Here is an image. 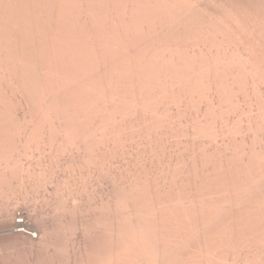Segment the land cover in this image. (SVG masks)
I'll return each instance as SVG.
<instances>
[{
	"label": "bare ground",
	"instance_id": "1",
	"mask_svg": "<svg viewBox=\"0 0 264 264\" xmlns=\"http://www.w3.org/2000/svg\"><path fill=\"white\" fill-rule=\"evenodd\" d=\"M20 195L90 213L66 263L40 221L53 264H264V0H0V213Z\"/></svg>",
	"mask_w": 264,
	"mask_h": 264
},
{
	"label": "rangeland",
	"instance_id": "2",
	"mask_svg": "<svg viewBox=\"0 0 264 264\" xmlns=\"http://www.w3.org/2000/svg\"><path fill=\"white\" fill-rule=\"evenodd\" d=\"M47 189H48V187H47ZM43 192H42V194L44 195V192L46 193V189H45V191H44V189L42 190ZM48 194L50 193L49 191L47 192ZM41 194V195H42ZM22 196V197H21ZM32 195H30V199H32ZM43 196H40L39 198L37 197V199H43L44 200V198H42ZM18 198V199H17ZM22 198V199H21ZM35 197H33V199H34ZM28 199V197L27 196H24V195H20V196H18V197H16L15 198V200H13L11 203H10V205H9V209H11V210H8L7 212L6 211H1V213H0V264H37L38 262H39V264H53V261H52V259H51V256H50V254L47 256L46 254H48L47 253V251H46V254H45V247H44V245L43 246H39V245H41L42 244V242H43V239L44 240H46V238L45 237H39V235L40 236H42V234L45 236V234L44 233H40L41 231L43 232V229H45L46 227L44 226V228H42L43 226H41V225H43V224H41L40 225V221L43 223H45V225L47 226L48 224H50L52 221H53V219H52V221H51V216L54 214H57L56 212H52V209H54V208H52L53 206V204H52V202L51 203H49L48 201H46V200H44L43 202H41V200L39 201L38 200V204L36 203L37 202V199H36V204L37 205H39L38 206V208H36L37 207V205L34 203V202H31L32 204H29L28 203V201L30 202L31 200L29 199V200H27ZM19 200V201H18ZM35 200V199H34ZM21 201H23V203L21 202ZM26 202V205H27V203L29 204V207H27L24 203ZM19 202H21L22 204H20ZM45 202H48L47 204H43V203H45ZM19 203V204H18ZM39 203H41V204H39ZM14 204V205H13ZM44 205V206H42V208H41V206L40 205ZM48 204H52L51 205V208H49L50 206H48ZM12 205H13V208H11L12 207ZM16 205V206H15ZM33 205L35 206V208L37 209V210H35V208L33 207ZM15 206V207H14ZM32 207V208H31ZM27 208H31L30 210H28ZM41 208V210H39ZM47 208H48V211L50 212H48V211H46L47 210ZM46 209V210H45ZM27 210V211H26ZM34 210V211H33ZM41 212L42 210H45L46 212H48V214L46 213V216L48 215L49 216V218L48 219H46L45 218V216H44V218H42L41 216H42V214L43 215H45L44 214V211H42L43 213L42 214H40L39 215V211ZM19 211V212H18ZM21 211L23 212V211H25L23 214H25L26 216V222H28V227H30L29 229H33V232H34V234H36L37 232L39 233H37L35 236H37V237H39V238H35V239H31L30 238V236L29 235H27V234H19V232L17 231V229L16 228H14V222L12 221L13 219L12 218H14V221H17V220H20L21 219V217L20 216H18V215H20L21 214ZM28 211H29V213L31 212V214H29L28 213ZM36 211H38V212H36ZM6 214H5V213ZM9 212L12 214V212H14L13 213V216L12 215H10L9 214ZM18 213H20V214H18ZM32 213H34V215L32 214ZM36 213V214H35ZM2 214V215H1ZM5 215V217H4V215ZM15 214V215H14ZM37 214H38V216H37ZM52 214V215H51ZM69 215L71 214V213H68ZM80 214H82V213H79V214H76L75 216H76V218H74L75 216H73V219H77V217H78V219L77 220H75V223H76V221H77V223H79L77 226H79V227H77L78 229H77V231L75 232V233H73V232H68L69 230H67L66 229V234L67 233H69L68 235H69V241H64L63 240V242L61 241L62 239H60L62 236L60 235L61 233H62V235H64L65 234V230H64V228H63V230L64 231H61L62 230V228H60V226L61 227H65L64 225L62 226V223H67V222H70L71 220H70V218H68L69 216L68 215H66L67 217H65V218H67V219H69L68 221H64V222H62V223H60L59 221H58V219H57V217L56 216H52V217H54L55 219H57L56 221L59 223L58 225H60L59 227L55 224V222L56 221H54V222H52V223H54V225H56L57 226V228L59 229L58 231H61L60 233L57 231V229L55 230L54 228V231L55 232H53L52 233V231L53 230H51L52 229V227H53V225L52 224H50L49 226H51L50 228L51 229H48V231L50 230L51 231V233L52 234H57V232H58V234L61 236H59L58 234L55 236L54 235V237H53V235H52V239H53V241L55 242V244H57V246L59 245V241H60V253H62L63 252V254H65V255H61V254H59V255H61V256H64V258H60L59 259V257L57 258V259H59L58 261L60 262V261H63V263H66V259L67 258H69V257H67L68 255L70 256V257H72L74 254H76V252H80L81 250H83L84 248H83V246L84 245H86L85 243V241H87V238H85L86 237V234L81 230L83 227L81 226V223L80 222H82V220L81 219H84L85 220V218H87V215H88V217H90V213H86L85 212V214H83L84 216L82 217V216H80ZM73 214H71V216H72ZM86 215V216H85ZM19 217V219H18V217ZM34 218L35 216H37V217H41V219H40V217L38 218V219H35L34 218V220H32L33 218ZM79 216H80V219H79ZM2 217H3V219H2ZM29 217V218H28ZM59 217V216H58ZM7 218H9V219H7ZM10 218H11V220H10ZM32 218V219H31ZM62 218H63V216H62ZM61 218V219H62ZM65 218H63V220H65ZM72 218V217H71ZM7 219V220H6ZM28 219H30L29 221H28ZM40 219V220H39ZM61 219H59V220H61ZM72 219V222L74 223V220ZM6 222H4V221ZM22 220V219H21ZM35 220L37 221V222H35ZM43 220V221H42ZM45 220V221H44ZM81 220V221H80ZM83 220V222H85ZM87 220V222H88V220H90V219H86ZM8 221H10L9 223H11V224H9L8 223ZM32 222H33V225H32ZM35 222V223H34ZM39 222V223H38ZM64 223V224H65ZM74 223V226H76V224ZM86 223V222H85ZM84 223V224H85ZM6 224V225H5ZM31 224V225H30ZM37 224H39L40 226H41V228H40V226H38V227H36V225ZM71 224V222L69 223V225ZM12 225V226H11ZM9 226H11V227H9ZM56 226H55V228H56ZM67 226V225H66ZM70 226H73V225H70ZM68 227V226H67ZM67 227H65V228H67ZM14 229V230H13ZM37 231H36V230ZM36 232H35V231ZM84 230V229H83ZM14 231H16V232H14ZM40 231V232H39ZM57 231V232H56ZM45 233H46V231H45ZM85 234V236L83 235V234ZM65 234V235H66ZM19 235H22V236H19ZM23 235H26V236H24L23 237ZM65 235L63 236V237H65ZM68 235H66V237L65 238H63V239H66L67 237H68ZM28 236H29V238H28ZM84 236V237H83ZM58 237H60V238H58ZM55 238H58V239H60V240H57V239H55ZM85 238V239H84ZM37 239V240H36ZM39 239H42V241H39ZM68 239V238H67ZM83 239L85 240V241H83ZM34 243H33V242ZM35 241H36V243H35ZM37 242H40L41 244H37ZM62 242V243H61ZM64 242H69L70 243V245L71 246H69V247H71L69 250H70V254H72V255H70V254H68V255H66V251L68 250V248H66V247H64L65 246V244L63 245V247H62V245L61 244H63ZM85 242V243H84ZM45 243V242H44ZM83 243V244H82ZM80 244V245H79ZM46 245V244H45ZM73 245V246H72ZM68 246V245H67ZM75 246V248H73ZM77 246V247H76ZM80 246H81V249H80ZM37 247V248H36ZM41 247H44V248H41ZM61 248H63V249H66V250H61ZM78 248V249H77ZM83 248V249H82ZM38 249H39V251H38ZM76 251H75V250ZM79 249H80V251H79ZM40 250H44V251H42L43 252V255H46V256H43L42 255V252L40 251ZM68 250V251H69ZM72 250H74L75 251V253L74 252H72ZM62 251V252H61ZM64 251H65V253H64ZM67 251V252H68ZM72 252V253H71ZM40 253V254H39ZM39 255V256H38ZM59 255H57V256H59ZM42 256V257H41ZM46 257H48V258H46ZM61 259H63V260H61ZM65 260V261H64Z\"/></svg>",
	"mask_w": 264,
	"mask_h": 264
}]
</instances>
